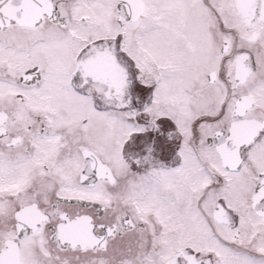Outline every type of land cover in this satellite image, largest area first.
<instances>
[{"label":"snow or ice","instance_id":"1","mask_svg":"<svg viewBox=\"0 0 264 264\" xmlns=\"http://www.w3.org/2000/svg\"><path fill=\"white\" fill-rule=\"evenodd\" d=\"M0 264H264V0H0Z\"/></svg>","mask_w":264,"mask_h":264}]
</instances>
